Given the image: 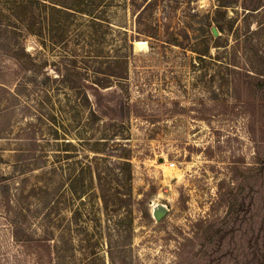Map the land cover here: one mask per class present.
<instances>
[{"label": "rangeland", "instance_id": "obj_1", "mask_svg": "<svg viewBox=\"0 0 264 264\" xmlns=\"http://www.w3.org/2000/svg\"><path fill=\"white\" fill-rule=\"evenodd\" d=\"M13 2L0 0V264H206L200 253L226 226L238 227L224 246L236 255L222 264L264 245V8L157 0L139 23L127 0H105L96 42L81 16L68 48L27 36L45 84L10 55ZM71 50L83 84L112 85L91 100L122 96L131 115L90 124L54 81ZM116 59L123 77L104 75ZM100 183L131 206L106 208Z\"/></svg>", "mask_w": 264, "mask_h": 264}, {"label": "trees", "instance_id": "obj_2", "mask_svg": "<svg viewBox=\"0 0 264 264\" xmlns=\"http://www.w3.org/2000/svg\"><path fill=\"white\" fill-rule=\"evenodd\" d=\"M109 1L113 3L115 0ZM140 1L142 2V7L139 4ZM219 1L220 9L230 7L232 4L240 3V0ZM106 2L105 0H14L13 12L15 13V51H13L10 55L15 58L19 69L23 72L29 71L31 73L34 72L35 74H45L44 83H48L52 77L44 72L43 63L38 62L35 58H33L32 53L28 51V48L24 43L27 36L38 37L42 41L41 44L45 47H48V45H55L60 48H68L73 37L72 30L79 26L77 25V23H79L77 18L81 16L84 17V20L86 21L85 26L87 27V31L85 32V39L96 42L98 41V38H96L93 33L101 31L100 29L104 24L103 22H106L109 19V17L104 15L105 10L103 3ZM156 3L157 0H130L129 2L127 0V4L131 6L132 9L138 11L137 20L139 23H142V21L146 18L144 17L145 11L154 10ZM245 3L248 7L245 6L244 8L252 14H254V12H260L264 8V0H247V2L245 0ZM215 27L219 32L225 29L224 24H220L219 22L215 25ZM211 32L213 34V31ZM19 36L21 38H19ZM99 49L100 48H98V51ZM94 52H96V46L94 48ZM79 57L80 54H77L74 50H71L70 52L67 51L66 55L61 56L62 60L54 64V71L58 75L54 78V81H58L61 84L66 85L68 90L74 94L71 95V97H75L76 101L79 103L78 106L81 108L85 106L84 108L89 110L87 119L90 124H95L101 117H108L110 115L112 116H110V119L112 120L116 117L121 118L131 115L129 113V105L131 106V104L128 101L124 102L122 96H118L114 100V98H110L108 95L109 99L103 103L100 100L99 102L91 100L92 96L96 98V95L101 93L100 91L110 88L112 85L109 84V80L108 84H105L106 79L102 80L100 78L93 80L92 85L83 84L86 81L87 73L79 68ZM118 63L119 61H117V59L111 62L110 67L108 68L111 70H104L103 74L108 77H123L122 74L116 72V67H112L111 65ZM260 75H263L264 77V74ZM258 85H260L261 88L264 87V85ZM108 93L115 95L116 91ZM121 108L124 109V114H121ZM261 108L263 110L262 118H264V105H261ZM109 140L110 139L108 138L105 143H108ZM96 142L100 143L101 141L96 140ZM116 145L118 144L116 143ZM94 150L96 153H100L102 150L105 151L100 148H95ZM125 159L127 160L124 165L128 166V180H130L132 178L130 169L131 165L129 162L130 158L125 157ZM100 189L101 198L106 208L111 206L123 207V205L131 206V195L127 198H119L113 194V200L112 198L109 200L108 196L105 194V188L102 183H100ZM236 223L237 221L234 223L235 226ZM226 227L224 229H226ZM236 228L233 230L230 228L227 230H219L217 233L218 248H216L217 244L215 242V244H211V247L209 246L210 248L208 250H202L200 253L202 256L201 260L206 262V264H222L224 260L228 261L231 256L234 257L236 255V250H225L224 246L227 238H231L230 240L235 239V235H233V233H235ZM26 242H28V240L23 243ZM256 242L257 240H255L253 244H250L251 253L243 258V260H241L242 262L238 258H234L233 263L264 264V245H256ZM203 247L205 248V245H203Z\"/></svg>", "mask_w": 264, "mask_h": 264}, {"label": "water", "instance_id": "obj_3", "mask_svg": "<svg viewBox=\"0 0 264 264\" xmlns=\"http://www.w3.org/2000/svg\"><path fill=\"white\" fill-rule=\"evenodd\" d=\"M214 36H218L219 35V31L217 30L216 27H214L212 29ZM167 214V208L163 205L158 206L155 210H154V218L157 221H160L163 217H165Z\"/></svg>", "mask_w": 264, "mask_h": 264}, {"label": "bare ground", "instance_id": "obj_4", "mask_svg": "<svg viewBox=\"0 0 264 264\" xmlns=\"http://www.w3.org/2000/svg\"><path fill=\"white\" fill-rule=\"evenodd\" d=\"M136 44H140L141 46L145 44V42H136Z\"/></svg>", "mask_w": 264, "mask_h": 264}]
</instances>
